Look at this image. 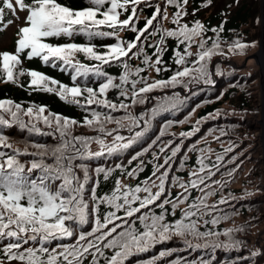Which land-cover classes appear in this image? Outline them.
<instances>
[{
  "label": "snow or ice",
  "instance_id": "6c2138e0",
  "mask_svg": "<svg viewBox=\"0 0 264 264\" xmlns=\"http://www.w3.org/2000/svg\"><path fill=\"white\" fill-rule=\"evenodd\" d=\"M85 2L90 6L73 9L58 0H30L29 3L25 0H0V24L3 25L0 31L11 25L13 19L21 20L19 13H26L23 26L17 32L14 52H0V79L19 86V78L27 76L28 88L32 91L54 93L65 103L76 105L87 113L80 122L58 113L48 112V115H44L48 111L46 106L30 104L25 108L23 103L0 99V128L16 125L20 130L51 136L55 141L54 144L25 141L22 151L0 150V264H84L86 260L88 264H128L132 257L151 252L157 245L166 244L173 237L183 241L184 251L204 248L214 253L216 249L240 248L243 242L236 240L234 234L244 231L248 225L216 230L218 225L235 214L220 207L230 205L231 201L237 199L231 192L223 195L225 186L231 180L212 179L220 171L224 155L233 148L230 146L209 162L211 148H199V140L194 141L184 150L176 165L177 171H183L188 161L187 153L198 154L192 171L188 173V182L185 183L183 177L172 172L184 141L199 132V126L207 119L220 116L219 110L201 117L191 131L181 132L182 139L175 147H172L175 139L162 140L167 135L174 136L169 132L174 124L186 123L195 108L212 101L202 100L184 119H165L156 134L149 137L148 133L158 116L175 114L185 103L178 93L163 97H153L151 93L188 89L191 83L215 86L213 71L210 70L213 57L243 55L249 45L242 42L238 34L229 42L228 37L222 35L225 32L223 21L219 27L211 28L199 19L194 20L191 26L182 23L188 15L186 6L189 0H164L163 14L159 4L155 5V11L142 27L137 26L140 18L137 9L142 3L152 7L147 0ZM210 3L211 0H206L203 6ZM169 6L176 9L171 21L175 27L165 29L163 21L168 19ZM129 7L130 14L121 19L129 12ZM6 14L12 18L5 23ZM126 30L135 33L134 37L121 39L120 33ZM234 31L228 29L229 33ZM209 32L213 35H207ZM76 36L84 37L85 43L74 42ZM61 37L71 42H50ZM153 37H158L154 43L151 42ZM100 39L113 40L114 43H94ZM169 40L175 41L170 57L176 65L175 70L162 67L165 63L163 53L169 50ZM225 44L226 51L222 47ZM193 46L197 48L195 54L191 51ZM98 48L103 51H98ZM146 48L154 49L151 55ZM77 54H82L85 60L92 63L81 62ZM192 57L194 59H190ZM34 59L68 76L70 84L22 67L24 60ZM134 59L140 60L144 67H134L130 63ZM105 66H118L121 74H109L104 70ZM213 67L216 75H223L219 62ZM148 70H154L157 75L161 71L172 72V75L149 83V77L141 75ZM93 84L97 86L93 87ZM230 86L242 87L238 81ZM112 90H117L115 100L108 98ZM225 91L221 89L215 100L221 99ZM150 99L156 101L154 107L139 114L129 111L148 103ZM127 100L131 103H125ZM92 105L96 108H92ZM116 112H123V115L116 117L113 115ZM39 124L52 131L42 132ZM108 124L116 127L108 129ZM77 126L94 131L97 135H74L73 129ZM122 130L129 135H121ZM212 131L215 129L207 134L210 135ZM220 134L225 135L223 129ZM108 137H111V143L107 142ZM7 140V136L0 132V149L13 148ZM93 143L99 145V151H91ZM129 149L134 151L127 163L123 160H117L114 165L101 163L93 166L89 163L121 157ZM149 152L151 159L147 162L140 159ZM21 157L31 159L22 160ZM234 160L235 157L229 163ZM133 161L138 163L128 170ZM146 164L152 165L150 175L135 185L123 183L127 178L138 179L139 174L145 171ZM117 171L120 176L115 178L112 186L98 193L101 184L108 182ZM235 171L229 169L221 172V176L232 177ZM170 173L172 177L169 182ZM177 187L182 191L173 197L171 189ZM193 190L199 195L193 197ZM218 191L219 199L209 205L208 200ZM184 204L187 207L181 209L180 206ZM177 209L181 213L178 218ZM202 227L205 230L202 231ZM221 236L227 238L226 243L220 242ZM194 240L205 243L194 244ZM179 250L169 247L149 259L137 260L136 264H157ZM251 255L255 257L259 253L254 251ZM215 259V255L208 260L200 257L187 261V264H213ZM168 264H185V261L176 258ZM220 264H234V261L226 258Z\"/></svg>",
  "mask_w": 264,
  "mask_h": 264
},
{
  "label": "trees",
  "instance_id": "16d2710c",
  "mask_svg": "<svg viewBox=\"0 0 264 264\" xmlns=\"http://www.w3.org/2000/svg\"><path fill=\"white\" fill-rule=\"evenodd\" d=\"M232 0H211V3L208 4V6H203L206 3V0H189L188 5L186 6V10L188 12V15L184 17L182 20V23H189L191 26V23L199 19L201 23H203L206 27L211 28V27H219L221 22H224V27H225V32L222 34L223 36H227L229 39V42L231 41L232 37L235 36V32L239 31L241 27L245 24H247L250 15L252 17V14L254 12H257V9H255V6H253L254 2H250L247 0H239L237 2V6L232 9L230 3ZM26 3H29L30 0H25ZM59 3L66 5L70 8L73 9H83L86 7H89L85 0H58ZM148 3L153 5L152 7H147L145 3H142L137 11L139 15V24L137 25L138 27H142L146 19L151 16V14L155 11V5L159 4L161 8V14H163V10L165 8V3L164 0H147ZM142 9V11H141ZM198 9V10H197ZM195 11V15L193 16V11ZM130 7H129V12L125 13L124 15L121 16V19H124L127 17L128 14H130ZM176 9L172 6H169L167 8V16L168 19L163 21V28L165 29H172L175 27L171 23L174 12ZM11 17L6 14L5 16V22L7 19H10ZM159 19V17H158ZM2 26V24H0ZM155 26V22H154ZM228 29H234L235 31L232 33L228 32ZM151 30V29H150ZM3 33V31H0V36ZM135 33H132L130 31H123L120 33V38L123 40H129L133 38ZM207 35L211 36L213 35L211 32L207 33ZM239 35V34H238ZM17 39V36H13L10 40V44H8L5 48L0 49V52L3 51H8V52H14L15 50V41ZM158 39V37H153L151 42H155V40ZM74 42L76 43H85V39L82 36H76L73 38ZM50 42L52 43H65V42H71L68 41L66 38L61 37L59 40H51ZM242 42H250L246 38L242 40ZM94 43L96 44H109V43H114L113 40H95ZM169 45V50L165 51L163 53V59H164V64L162 67H171L173 70H175L176 65L174 64V61L170 59L172 53H171V48L175 45V41L169 40L168 41ZM224 48L227 50V44L224 45ZM98 51H103V49L98 48ZM146 51L148 52L149 55L152 54L154 49L151 48H146ZM191 51L195 54L197 52V48L195 46L192 47ZM222 58V59H229L231 60V55H229L227 58L224 56H215L213 57L211 64H210V70L213 71L212 79L215 81V86L212 85H207L204 83H191L189 84L188 89H183V93L180 91H170L171 89H166L163 92H153V93H159L154 97H163V96H172L175 94H179L180 98L185 101V103L180 107L178 111L173 113H164L163 115L158 116L154 121H153V127L152 130L148 133V136L151 137L154 134H156L161 127V123L165 119H171V120H181L184 119L185 117L188 116V113L190 110L198 103H200L202 100L203 101H212L211 103H205L200 107L195 108L194 113L188 118L186 123L183 124H175L176 126V131L181 133L185 131H191L192 127L196 125V121L199 120L201 117H207L208 114L214 113L216 110H219L220 116L216 117L215 119H207L204 123H202L200 127V131L197 132L194 135L193 139H196V137L200 134H203L204 131V125L205 124H212L217 127H224V132L225 135H220L218 136L219 139H216L215 141H219L221 137L224 138V140H229L231 143H229L227 146H215L211 145L212 151H211V161H214L216 159V155L218 153H224V150L229 148L230 146L233 148V152H237V150L240 147L246 148L250 146V149L253 148V140L255 138L254 136V131L250 127L251 125V118L250 115L254 112L255 107L253 104H251V98L254 96V91L250 93L249 91L251 90V85H253V90H254V85L256 82H253V77L254 74L246 75L245 72H243L240 69H236L231 63H229V60L226 62H219L220 63V70L223 73V75H216L215 74V69L213 66H215L218 62L216 61L213 63V60L215 58ZM77 59H79L83 63H92L91 61L85 60L82 54H77ZM155 59V57H153ZM194 59V57L190 58ZM221 59V60H222ZM130 63L136 67H144L143 64L140 63V60L134 59L130 61ZM23 68L25 69H33L40 71L42 73H45L51 77H55L56 79L60 80L63 83L70 84L69 77L66 76L65 74L59 72L57 69H52L50 67H45L42 65L39 59H34L32 61L24 60ZM106 72L112 75L119 76L121 74V68L118 66H105L104 69ZM230 72V73H228ZM142 76H148L149 77V83H151L153 80L157 79H167L172 75V72H164L161 71L159 75L154 70H148L143 73H141ZM28 81L29 77L23 76L19 78V86L17 84L13 83H5L3 82V79H0V99H11L14 102L17 103H23V106L27 108L30 104H36L40 106H46L48 111L44 113V115H48V112L52 113H58L63 116L69 117V118H74L80 122L83 121V117L87 115L86 112L82 111L79 107L76 105H71L67 104L59 97L54 94V93H46V92H37V91H32L31 89L28 88ZM239 82V85H242V87H231L230 85L233 82ZM119 82V81H117ZM187 82V81H186ZM99 82H97L98 84ZM97 84H93V87H96ZM227 85L226 88L223 86ZM250 85V86H249ZM141 85H137V87H140ZM249 86V88H247ZM130 87V85H129ZM221 89H226L224 92V95L221 99L215 100V97L219 94ZM193 92L196 94L193 95ZM151 93V94H153ZM150 94V95H151ZM253 95V96H252ZM117 96V90H112L108 93V98L110 100H115ZM119 102V101H116ZM125 103H131L130 100L125 101ZM156 101L150 100L148 103H146V106L142 111L150 109L151 107L155 106ZM144 105L136 106L138 107H144ZM92 108H96L95 105L91 106ZM134 108H130L129 111L133 112ZM98 111H103V109H96ZM246 114V116L244 115ZM135 114V113H134ZM114 116L119 117L123 115V112H116L113 113ZM27 117H25V120L27 121ZM38 127L42 129L45 127L43 124H39ZM83 129V131H82ZM52 131V129H49ZM83 132L84 134H89L91 135L92 131L87 129V128H82V127H75L73 129V134L74 135H80ZM171 130L169 129V132ZM0 132H2L4 135L7 136L8 140L7 142L13 146L12 149H0V150H5L8 152L13 151V149H20L23 150L25 148V141L29 143H47V144H54L55 141L51 136H46L45 139H37L38 135L34 133H29L26 129L25 130H20L18 126L13 125L10 128H0ZM9 132H15L16 136H11ZM13 133V134H15ZM209 136V135H205ZM226 136V137H224ZM226 138V139H225ZM180 143V140H178L172 147H175L176 144ZM189 147L188 143L184 142L182 151L184 153V150ZM226 147V148H225ZM238 148L235 150V148ZM30 151H34V149H29ZM156 149H153L155 151ZM133 149H129L128 152L124 153L127 154L126 158L121 159L124 161V163H127V159L129 155L133 152ZM171 149H169V152ZM215 151V152H214ZM228 152L226 155H224V159L226 158V161L224 164L226 165L227 163V158L229 157ZM254 154V151H252ZM167 155V153H165ZM188 161L186 162L187 169L183 172H181L182 177H187L188 171L187 170H192L193 166L195 165V161L197 158V153L196 152H189L188 154ZM254 156V155H253ZM120 157H112L110 161H108V165H114V163L119 160ZM253 158V157H252ZM22 160L24 159H31V157H21ZM140 159L147 160L151 159V152L146 154L145 156L141 157ZM178 157H176V160ZM104 160H97L93 163V161H90L89 163L92 164L93 166L99 165L101 163H104ZM163 162V157H161L160 163ZM110 163V164H109ZM138 161H133L132 165L129 166L128 170H131L132 167H135ZM175 165V164H174ZM173 165V167H174ZM222 165L221 169L215 176L212 177L213 180H231L230 183H228L224 190H223V195L227 196L228 191L230 188H232V185H235V181L239 180L242 178V175H238L234 172L232 177H225L221 176V172H227L229 169H233L230 166ZM257 165L253 166V170H255ZM224 168V169H223ZM152 171V165L151 164H146L145 171L141 172L139 174V178L136 180H133L131 178H127L128 182L127 184L135 185L140 182V180H143L145 177L150 175ZM120 173L117 171L116 173L113 174V176L110 178V180L106 183L101 184V189L98 190V193L100 191H107L109 187L112 186L113 181L115 178L119 177ZM102 179V178H101ZM189 179V178H188ZM187 179V182H188ZM239 187V189H242L239 192L240 194L243 195V198L245 199H253V196H256L261 203V194H256L254 189H250V186L244 187ZM167 192V191H166ZM173 197L177 195L180 191L176 190L175 188L171 189ZM231 192V191H230ZM245 193H251V195H245ZM199 195V193L195 190L192 192V196L195 197ZM235 196H238V194H235ZM219 198L220 197V192H217L216 196H213V198ZM163 199V197H162ZM191 199V198H190ZM218 200V199H216ZM216 201L214 202V204ZM255 203H250L246 204L242 207V210L236 211V214L233 215L232 217V222L229 224H225V222H222L220 225L217 227V231H222L223 229L226 228H232V227H240L242 225H248V221L246 218L251 214V210H249L248 206L254 205ZM262 204V203H261ZM102 211H103V206H102ZM159 211V210H157ZM180 209L177 210L176 217L178 218L180 216ZM170 219H172L170 217ZM210 227V225H209ZM247 229V228H245ZM201 230H205L203 227ZM244 231L237 232L234 234V238L236 240L242 241L244 240ZM75 237H73V240ZM191 239V238H189ZM215 239V238H213ZM221 243H226L227 238L224 236H221L219 238ZM72 241H64V243H71ZM194 244L200 243L203 244L205 241L200 240V241H193ZM55 244V242H54ZM54 246V245H53ZM169 247H176L177 249H181L179 251L173 252V254L169 257L164 258L163 260H160L157 262V264H168V262L176 259V258H181L185 261V264H187V261H192V260H198L200 257H203L205 260H208L212 257V255H215L216 259L213 261V264H220L221 261L225 260L226 258L229 261H234V264H261L262 263V254L259 253V255L252 257L251 253L252 252H257L256 250H253L250 245H248V242H243L240 248L238 249H231V250H225V249H216L215 252L211 249H188L187 251L182 250L185 246L183 244V241H181L177 237H173L171 241H169L166 244H160L157 245L155 249H153L151 252L145 253L141 256H134L131 258V260L128 262V264H136L137 260H144V259H149L155 255L158 254L159 251L165 250ZM243 257V259H241ZM91 257H89V260ZM84 264H88V261L86 260ZM103 264V262H101Z\"/></svg>",
  "mask_w": 264,
  "mask_h": 264
},
{
  "label": "rangeland",
  "instance_id": "374dc122",
  "mask_svg": "<svg viewBox=\"0 0 264 264\" xmlns=\"http://www.w3.org/2000/svg\"><path fill=\"white\" fill-rule=\"evenodd\" d=\"M239 0H232L230 3L231 4V8L234 9L237 6V2ZM249 1V0H247ZM254 2L253 6H255V9H257V12H254L252 14V17L250 15V18L247 22V24L243 25L241 27V29L237 32H235V34H239L243 39H247L250 42H247V44L249 45V47H247L245 49V54L241 55V54H235V55H231V60L227 59H222V58H215L213 60V65L214 63L217 61L219 62H226L227 60H229V63H231L236 69H240L243 72L246 73V75H250V74H254L253 77V82H256V84L254 85V90H253V85H249L251 87V90L249 91L250 93H252L254 91V96L251 98V104H253V106L255 107L254 112L250 115L252 122L250 127L252 128V130L254 131V140H253V148L250 149L246 147H240L239 149L236 147L235 150H237V152H230L228 154V158H227V163L226 165L224 164V162L226 161V158L223 159L222 165H225L224 168L226 166H230L233 169H236L235 173L238 175H242V178L239 180L235 181V185H232V188L229 189L228 192L231 191V193L238 194L237 199L231 201L230 205H221L220 207L223 208L225 211L229 212V213H235L236 211H240V209L242 210V207L246 204H250V203H255L254 205L248 206L249 210H251V214L246 218V220L248 221V227H246L247 229H245L244 232V240L243 242H248V245L251 246V248L253 250H256L258 253H261L262 256V263L264 264V144H263V127H264V122H263V118L261 116L260 113V102H259V65L256 59H254V56L257 55L260 51V44H259V25H260V20H259V11H258V7H259V2L260 0H250V2ZM19 15L21 16V20H15L13 19V23L11 25H8L6 28H4L3 33L0 36V49H3V47L7 48L6 46L8 44H10V40L13 36H17V32L19 27L23 26V17L26 15V13H19ZM12 18V17H11ZM6 23V22H5ZM2 26H0V28H2ZM222 47H224V45H222ZM226 51V48H224ZM222 59V60H221ZM247 59V60H246ZM23 65V64H22ZM230 73V72H228ZM231 74V73H230ZM249 86L247 88H249ZM224 88L227 87V85L223 86ZM170 91H180L181 93H183V89L181 88H176V89H171ZM159 93H153L150 96H156ZM151 100V99H150ZM149 100V101H150ZM146 106L144 107H135L133 109V113L135 114H139ZM244 115L246 116V114L244 113ZM116 126L114 124H108L107 128L108 129H112L115 128ZM215 129V131H212V133L209 136H205L207 134V132L211 129ZM221 129L224 130V127H217L215 125L212 124H205L204 125V131L203 134H200L196 137V139H193L194 136L191 139H186L184 142L188 143V145L190 146L194 141L199 140V144L198 147L199 148H205V147H209L212 150L211 145H215V146H227L229 143H231L229 140H224L223 137L220 138L219 141H215L216 138L218 136H220V131ZM139 130V129H138ZM170 133L174 134L173 135H167L165 137L162 138V140H170V139H175V141L177 142L178 140L182 139L180 138V133L176 131V126L175 124L170 128ZM50 130L46 127H44L42 129V132H49ZM83 131V129H82ZM79 132L81 134H83V132ZM15 132H9V134H11V136H16V133L13 134ZM92 134H84L86 136H95L97 135L96 132L92 131ZM121 135H129V133L126 130H122L120 132ZM208 135V134H207ZM46 136H41L38 135L37 139H45ZM226 137V136H224ZM226 139V138H225ZM107 142L111 143V137L107 138ZM174 145V144H173ZM172 145V146H173ZM226 148V147H225ZM227 149V148H226ZM134 150V149H133ZM22 151V150H21ZM91 151L92 152H96L99 151V145L96 143H93L91 145ZM252 151H254V154L252 153ZM215 152V151H214ZM188 154V153H187ZM127 154H123V156H121L119 158V160L126 158ZM184 155L183 152H181L180 154H178V159L176 160V163L172 169V172L175 173L176 176H181V172L185 171L187 169V166L185 167V169L183 171H177L176 165L179 164L180 162V158ZM254 155V156H253ZM235 157L234 162L229 163V161L233 160V158ZM253 157V158H252ZM129 158V157H128ZM111 159V158H110ZM110 159H108L106 162V165H108V161H110ZM97 161V160H93V163ZM110 164V163H109ZM257 165L256 169L253 170V166ZM239 166V167H237ZM223 168V169H224ZM189 173L192 170H187ZM171 177H172V173L169 174V182L171 181ZM188 175L187 177H183L185 183H187V179H188ZM128 180L124 179L123 183L127 184ZM241 185H243L244 187L246 186H250V189H254L256 194H261V203L259 201V199L256 196H253V199L249 198V199H244L241 198L243 197L242 194H240L239 192H242L239 189V187H242ZM178 191H182L181 189H179L178 187L175 188ZM155 191V189H154ZM165 195H167V192L165 193ZM162 199V198H161ZM216 199H219L217 197L213 198L211 197L208 200L209 205L214 204L215 201H217ZM181 209L186 208L187 204L181 205L180 206ZM179 210V209H177ZM234 214V215H235ZM232 217L231 219L225 221V224H229L232 222ZM205 219H208V217H205Z\"/></svg>",
  "mask_w": 264,
  "mask_h": 264
},
{
  "label": "water",
  "instance_id": "95a60500",
  "mask_svg": "<svg viewBox=\"0 0 264 264\" xmlns=\"http://www.w3.org/2000/svg\"><path fill=\"white\" fill-rule=\"evenodd\" d=\"M259 44L260 51L257 55L254 56V59L257 60L259 65V102H260V113L264 122V0L259 2ZM247 60V59H246ZM263 144H264V127H263Z\"/></svg>",
  "mask_w": 264,
  "mask_h": 264
}]
</instances>
